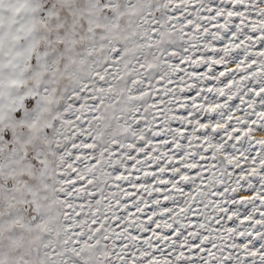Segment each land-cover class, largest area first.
<instances>
[{
    "label": "snow or ice",
    "instance_id": "6c2138e0",
    "mask_svg": "<svg viewBox=\"0 0 264 264\" xmlns=\"http://www.w3.org/2000/svg\"><path fill=\"white\" fill-rule=\"evenodd\" d=\"M0 264H264V0H0Z\"/></svg>",
    "mask_w": 264,
    "mask_h": 264
}]
</instances>
